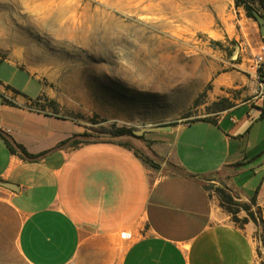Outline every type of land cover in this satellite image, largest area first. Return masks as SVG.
<instances>
[{"label":"crops","instance_id":"0c3cea01","mask_svg":"<svg viewBox=\"0 0 264 264\" xmlns=\"http://www.w3.org/2000/svg\"><path fill=\"white\" fill-rule=\"evenodd\" d=\"M1 64L0 130L43 154L23 159L0 138V182L9 183L0 184V264H255V223L235 225L210 186L242 201L257 189L264 220V163L228 168L264 150L257 98L212 121L145 133L154 167L119 140L57 147L79 125L32 106L45 92L41 80L13 60Z\"/></svg>","mask_w":264,"mask_h":264},{"label":"rangeland","instance_id":"374dc122","mask_svg":"<svg viewBox=\"0 0 264 264\" xmlns=\"http://www.w3.org/2000/svg\"><path fill=\"white\" fill-rule=\"evenodd\" d=\"M263 45L256 19L235 0H0V60L41 80L45 92L31 105L74 119L75 145L119 140L148 155L149 131L112 133L214 118L225 101L256 100ZM245 216L230 219L244 228L253 222ZM255 225V264H264Z\"/></svg>","mask_w":264,"mask_h":264},{"label":"trees","instance_id":"16d2710c","mask_svg":"<svg viewBox=\"0 0 264 264\" xmlns=\"http://www.w3.org/2000/svg\"><path fill=\"white\" fill-rule=\"evenodd\" d=\"M253 2L255 3L257 10L264 17V0H253ZM235 4L244 6V8L247 10L248 16L254 17V15L252 13L253 9H251L250 5H249V0H235ZM248 9H250V10H248ZM225 102L226 103L223 104L222 106L216 107V110H224L226 108L231 107V105L227 101H225ZM217 104H218V102L213 103L214 106H217ZM261 116H264V108L262 109ZM198 120L212 121L213 119L204 116V117L193 118L189 122H194V121H198ZM174 124H176V122L170 123L169 125H174ZM122 135L135 136V137L141 138V136L135 135L130 128H126V127L117 128L112 133V136H122ZM75 136L76 135L74 134L68 140L60 142L57 145V147L62 146L67 141H69L71 144H74V142H72V140ZM0 138L2 139V141L4 142L6 147L11 152L17 153L23 159L35 160L43 154V152L37 153V154L29 153L21 144L16 143L10 136H8L6 133H4L1 130H0ZM91 141H94V140H91ZM123 143H125V142H123ZM144 156H145L146 160L150 163V165H152L154 167L158 166V163L155 162L153 159V152H150V153L148 152V155H144ZM241 163H243V161L231 164V165H229L228 168L233 169L235 166H238ZM210 188H213L215 193L218 195L220 206L225 211L230 213L232 215V217L234 218V220H237L236 213L239 212L240 210H243V211H245L246 216L243 217L241 219V221L246 222L248 220H252L255 224H260L261 227L264 225V220L262 219V216H261V208H260V206L256 205V203H255V194L257 193V189L254 191V194L250 197L249 201L247 202V201H240V200L235 199L233 197V195L227 190L226 187H221V186L212 187V186H210Z\"/></svg>","mask_w":264,"mask_h":264},{"label":"water","instance_id":"95a60500","mask_svg":"<svg viewBox=\"0 0 264 264\" xmlns=\"http://www.w3.org/2000/svg\"><path fill=\"white\" fill-rule=\"evenodd\" d=\"M252 13H253L258 25H259L261 35L264 36V17L255 10H253ZM169 128H170L169 124L154 125V126H149V127H143L140 130H134L133 133L136 135H140L145 131L167 130ZM263 161H264V150L259 155H257L256 157L241 163L240 165L236 166L235 168H236V170L254 168V167L260 165ZM0 184L5 185V186H9L8 182H0Z\"/></svg>","mask_w":264,"mask_h":264},{"label":"built area","instance_id":"2783aa9c","mask_svg":"<svg viewBox=\"0 0 264 264\" xmlns=\"http://www.w3.org/2000/svg\"><path fill=\"white\" fill-rule=\"evenodd\" d=\"M261 49L264 50V45L261 47ZM256 62H257V66L259 69V73H258L259 85H258V89H257V93H256L255 98H257L262 103V105L264 106V56L259 55L257 57Z\"/></svg>","mask_w":264,"mask_h":264},{"label":"bare ground","instance_id":"6f19581e","mask_svg":"<svg viewBox=\"0 0 264 264\" xmlns=\"http://www.w3.org/2000/svg\"><path fill=\"white\" fill-rule=\"evenodd\" d=\"M172 12V11H171ZM52 21L54 20V19H51ZM55 21H53V23H54ZM59 28H61V27H59Z\"/></svg>","mask_w":264,"mask_h":264}]
</instances>
